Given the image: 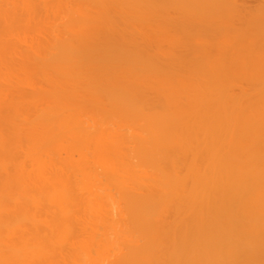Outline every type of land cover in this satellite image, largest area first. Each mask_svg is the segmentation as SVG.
<instances>
[{
	"label": "bare ground",
	"instance_id": "1",
	"mask_svg": "<svg viewBox=\"0 0 264 264\" xmlns=\"http://www.w3.org/2000/svg\"><path fill=\"white\" fill-rule=\"evenodd\" d=\"M0 264H264V0H0Z\"/></svg>",
	"mask_w": 264,
	"mask_h": 264
}]
</instances>
